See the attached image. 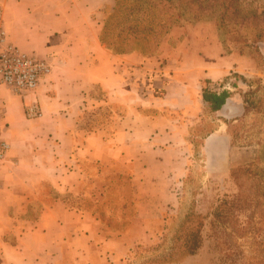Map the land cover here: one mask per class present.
Masks as SVG:
<instances>
[{"label": "rangeland", "instance_id": "1", "mask_svg": "<svg viewBox=\"0 0 264 264\" xmlns=\"http://www.w3.org/2000/svg\"><path fill=\"white\" fill-rule=\"evenodd\" d=\"M198 1L200 6L183 0L185 9L179 11L178 6H153L152 0H103L97 10L98 42L115 56L118 74L109 84L77 83V90H71L70 84L78 82L71 73L74 65L63 63L57 54L48 60L40 44L36 53L49 64L44 75L50 73L64 92H75L78 110L64 157L81 177L60 195L67 205L60 227L65 256L59 264H264V0ZM175 60L186 61L199 90L226 88L231 105H238L233 113L208 111L203 101L188 107L187 151L182 144L188 161L182 165L185 176L176 196L168 193L175 186L173 178L153 173L170 171L174 154L168 149L156 154L165 160H153L144 128L145 119L156 114L170 130L163 145L178 140L173 136L176 119L186 122L181 117L187 106L169 66ZM128 110L141 127L142 167L78 152L95 129L110 138ZM31 127L38 131L36 124ZM5 131L0 127L7 139ZM206 134H224L229 143L213 137L205 148ZM144 175L152 181L143 180ZM33 184L51 192L45 180ZM153 191L162 203L153 201ZM39 213L33 203L30 215ZM196 240L199 247L186 254ZM50 249L58 251L55 245ZM79 251L86 258L73 256Z\"/></svg>", "mask_w": 264, "mask_h": 264}, {"label": "crops", "instance_id": "2", "mask_svg": "<svg viewBox=\"0 0 264 264\" xmlns=\"http://www.w3.org/2000/svg\"><path fill=\"white\" fill-rule=\"evenodd\" d=\"M102 1L0 0L2 25L9 40L20 49L36 55L42 43L48 60L57 54L63 63L73 64L75 68L71 73L78 82L70 84L71 90H77V83L80 87L91 81L109 84L118 78V74L115 72V56L109 55L98 42L101 16L97 10ZM127 58L130 60L133 56ZM127 58L123 56V60ZM169 66L174 72L175 82L180 85L179 98H183L187 106L185 116L181 117L186 122L176 119L173 136L178 140L171 146L163 145V137L170 130L166 124L163 127L156 114L145 119L148 124L144 128L148 134L147 153L152 152L153 160H165L164 157H156V154L162 155L168 149L174 154L172 160L175 165L173 168L171 166L170 171L154 170L153 173L173 178L175 186L168 193L176 196L178 184L185 176L182 165L188 161V157L182 155V144L188 150L187 133L191 123H187L190 121L186 117L192 115L188 107L202 104V99L201 96H195L200 91L199 86L186 61L178 63L175 60ZM203 74L209 75L208 72ZM50 76V73L42 76L36 88L42 111L39 120L27 118L23 113L22 98L0 85V100L3 104L0 127L6 128L5 134L10 144L8 159L0 165V264H46L51 259L52 264H59V260L65 256L60 227L65 224L61 217L67 203L60 199V195L70 189L66 185L81 177L78 168L67 163L64 157L72 144L71 131L78 110L73 103L75 92L73 96L71 92H64L58 83L50 80ZM175 104L178 105V101ZM129 112L122 115L120 125L110 138H105L103 129H95L84 138L78 152L95 159L104 156L119 158L134 168L142 167L139 160L145 153L142 150L145 144L138 131L141 127L135 126L136 116L132 119V113ZM31 119L36 120L31 122ZM137 120L141 121L142 118L138 117ZM33 123L38 130L36 133L31 131ZM213 137H220L223 143H227V140L229 143V138L224 134H206L203 147L208 148V141ZM36 162L40 163L39 166ZM34 180L50 183L51 192L50 187L46 190L35 187ZM143 180L151 182L152 177L144 175ZM152 193L155 194L153 201L162 203L161 199L156 198L157 192ZM33 203L40 209L37 216L30 215ZM53 245L58 248L57 253H52L50 247ZM73 256L86 258L81 251L75 252ZM83 261L77 260V263L93 264Z\"/></svg>", "mask_w": 264, "mask_h": 264}, {"label": "built area", "instance_id": "3", "mask_svg": "<svg viewBox=\"0 0 264 264\" xmlns=\"http://www.w3.org/2000/svg\"><path fill=\"white\" fill-rule=\"evenodd\" d=\"M49 70L48 62L31 52L24 51L9 40L2 25L0 8V85L18 94L23 100V113L27 118L41 116V108L36 99V88L41 77ZM27 97H30L26 100ZM3 104L0 100V112ZM10 144L0 134V165L8 159Z\"/></svg>", "mask_w": 264, "mask_h": 264}, {"label": "trees", "instance_id": "4", "mask_svg": "<svg viewBox=\"0 0 264 264\" xmlns=\"http://www.w3.org/2000/svg\"><path fill=\"white\" fill-rule=\"evenodd\" d=\"M152 1H153V6H157V4L160 5L166 4L168 5V7L178 6L179 11H183L185 9V7L182 6L183 0L178 1L176 5L174 4L175 0H152ZM189 1L192 4H197L200 6V2L198 0H189ZM200 95L208 111L215 112L219 110H225V112L227 113H229V111L230 113L231 112L233 113V111L237 109L238 105L235 104L231 105L230 92L226 88H220L219 90H217V89H211L207 86H201ZM198 247H199V241L192 243L190 246H187L186 254H193Z\"/></svg>", "mask_w": 264, "mask_h": 264}]
</instances>
